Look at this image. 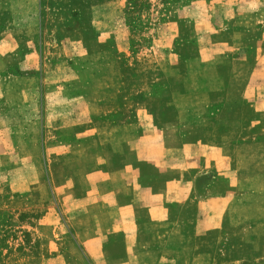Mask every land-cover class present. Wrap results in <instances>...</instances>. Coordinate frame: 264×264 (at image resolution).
Listing matches in <instances>:
<instances>
[{"label": "rangeland", "instance_id": "rangeland-1", "mask_svg": "<svg viewBox=\"0 0 264 264\" xmlns=\"http://www.w3.org/2000/svg\"><path fill=\"white\" fill-rule=\"evenodd\" d=\"M125 164L181 203L96 240ZM0 264H264V0H0Z\"/></svg>", "mask_w": 264, "mask_h": 264}, {"label": "crops", "instance_id": "crops-1", "mask_svg": "<svg viewBox=\"0 0 264 264\" xmlns=\"http://www.w3.org/2000/svg\"><path fill=\"white\" fill-rule=\"evenodd\" d=\"M130 126L126 125V129ZM132 129V127H130ZM144 139L139 136L134 138L126 135L121 139L120 147L117 151L126 152V147L138 149L143 144ZM177 153V151H175ZM124 156V155H121ZM209 160V159H208ZM205 167H213L212 163L205 161ZM226 168V166H225ZM102 174L99 179H90L89 184L95 182L94 186L89 185V189L82 197L77 196L75 202L79 204L88 203L94 208L97 217L100 219L99 228L96 229L93 238L96 240H104L109 235H127L128 239L139 240L138 226H140L141 212L146 209L164 210L167 202L173 205L180 204L181 198L173 197L165 200L160 196L154 197L155 193L148 186L135 180L139 178L140 173L132 170L129 164L119 166L113 170H100L95 174ZM189 180L194 178L195 174L188 171ZM178 186V184H177ZM86 189V190H87ZM95 215V216H96ZM158 217V215H157ZM160 219V218H159Z\"/></svg>", "mask_w": 264, "mask_h": 264}]
</instances>
